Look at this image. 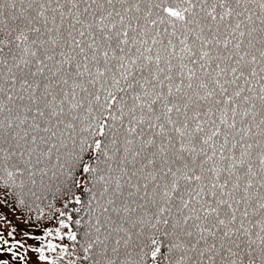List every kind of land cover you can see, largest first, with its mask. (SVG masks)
Listing matches in <instances>:
<instances>
[{"label": "snow or ice", "instance_id": "6c2138e0", "mask_svg": "<svg viewBox=\"0 0 264 264\" xmlns=\"http://www.w3.org/2000/svg\"><path fill=\"white\" fill-rule=\"evenodd\" d=\"M0 192L84 264H264V0H0Z\"/></svg>", "mask_w": 264, "mask_h": 264}, {"label": "trees", "instance_id": "16d2710c", "mask_svg": "<svg viewBox=\"0 0 264 264\" xmlns=\"http://www.w3.org/2000/svg\"><path fill=\"white\" fill-rule=\"evenodd\" d=\"M76 195H81L82 199L86 201L87 197L82 195L81 191H76ZM48 198L41 199L40 201H35L34 198L26 197V205L21 206L18 204L17 200L13 196L7 197L5 199L0 192V197L5 202V204L13 211L17 216L28 226H37L41 228L43 234L45 235L46 230H51L49 235L54 236V241L57 244V251L60 250L59 255H50L46 253V256L49 259H57L58 264H69V261H76L77 264H84L82 261L83 250L80 247V244L83 243L82 240V231L83 229H78L75 221L77 219H81L84 217L83 211L77 213L75 211L76 208L80 207V205L75 203L73 198H65L62 196H57V199L53 201L52 194L48 193ZM49 203H55V207L64 211V216L61 217L59 212L52 211L48 208ZM31 204V209L27 206ZM36 204H39L40 208L43 209V215H40L39 209L36 208ZM67 204V207L64 205ZM71 217V219H69ZM63 219L65 225L67 227L61 228L59 224V220ZM87 219V217H84ZM60 230V238L57 239L56 230ZM72 231L77 234V241L73 242L68 239V232ZM61 248H66L67 251L63 254L61 253ZM75 249V251H74ZM77 257L81 259L77 261Z\"/></svg>", "mask_w": 264, "mask_h": 264}, {"label": "rangeland", "instance_id": "374dc122", "mask_svg": "<svg viewBox=\"0 0 264 264\" xmlns=\"http://www.w3.org/2000/svg\"><path fill=\"white\" fill-rule=\"evenodd\" d=\"M9 232L12 233L11 236H9ZM35 237H42L43 239H35ZM54 239V236H45L41 228L26 225L0 197V260H7L9 264H48V260H40L39 253L33 251V249L43 247L45 256L46 253L59 255L60 250L57 251V244ZM4 241H7V243H4ZM14 243L17 244V247L13 249L17 253L15 259L8 251ZM49 243L56 247L49 250L47 247ZM20 245H23V247H20ZM20 254L25 255L24 262L19 260Z\"/></svg>", "mask_w": 264, "mask_h": 264}]
</instances>
